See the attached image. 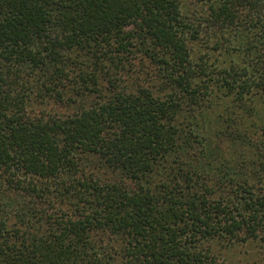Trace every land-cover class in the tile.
Masks as SVG:
<instances>
[{"label": "trees", "instance_id": "trees-1", "mask_svg": "<svg viewBox=\"0 0 264 264\" xmlns=\"http://www.w3.org/2000/svg\"><path fill=\"white\" fill-rule=\"evenodd\" d=\"M251 242L264 0H0V264H228Z\"/></svg>", "mask_w": 264, "mask_h": 264}, {"label": "rangeland", "instance_id": "rangeland-1", "mask_svg": "<svg viewBox=\"0 0 264 264\" xmlns=\"http://www.w3.org/2000/svg\"><path fill=\"white\" fill-rule=\"evenodd\" d=\"M139 80L143 84H149L150 82L145 81L147 74L142 72L139 68ZM193 150L191 152H195ZM223 256L226 257L228 264H264V248L258 246L257 243L248 244H236L229 249H224L222 252Z\"/></svg>", "mask_w": 264, "mask_h": 264}]
</instances>
